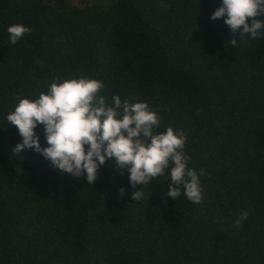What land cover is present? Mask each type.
Masks as SVG:
<instances>
[{"label": "trees", "instance_id": "obj_1", "mask_svg": "<svg viewBox=\"0 0 264 264\" xmlns=\"http://www.w3.org/2000/svg\"><path fill=\"white\" fill-rule=\"evenodd\" d=\"M221 3L0 0V264H264V35L232 46L210 18ZM13 24L31 29L16 44ZM57 77L98 79L109 102L156 110V132L183 131L201 202L167 197V170L135 202L111 161L91 185L13 154L22 137L7 115Z\"/></svg>", "mask_w": 264, "mask_h": 264}, {"label": "clouds", "instance_id": "obj_2", "mask_svg": "<svg viewBox=\"0 0 264 264\" xmlns=\"http://www.w3.org/2000/svg\"><path fill=\"white\" fill-rule=\"evenodd\" d=\"M264 0H222L211 19H224L233 33L230 41L238 46V40L257 39L264 35ZM251 18V22H249ZM10 43L17 41L31 29L23 24H13L7 29ZM238 37V38H237ZM43 87V85H42ZM103 82L88 77L61 80L54 78L37 98L18 97L14 111L6 119L15 126L21 142L13 148V154L33 150L50 161L61 174H71L93 185L99 170L109 161L110 167L121 175L129 174L133 189L131 198L140 202L144 190L152 180L170 175L167 197L174 201L182 195L193 203L203 199L200 176L189 168L190 156L184 152L186 135L168 126L156 132L161 120L158 112L146 102L130 103L114 94L109 102L100 95ZM42 125L47 147H42L35 131ZM125 194V189H119ZM249 213L241 211L233 227L239 228Z\"/></svg>", "mask_w": 264, "mask_h": 264}]
</instances>
